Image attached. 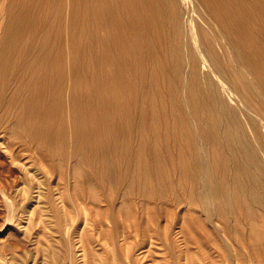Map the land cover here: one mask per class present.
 <instances>
[{
  "label": "bare ground",
  "instance_id": "1",
  "mask_svg": "<svg viewBox=\"0 0 264 264\" xmlns=\"http://www.w3.org/2000/svg\"><path fill=\"white\" fill-rule=\"evenodd\" d=\"M0 137L114 241L264 264V0H0Z\"/></svg>",
  "mask_w": 264,
  "mask_h": 264
},
{
  "label": "rangeland",
  "instance_id": "2",
  "mask_svg": "<svg viewBox=\"0 0 264 264\" xmlns=\"http://www.w3.org/2000/svg\"><path fill=\"white\" fill-rule=\"evenodd\" d=\"M7 145L0 137V264H168L162 244L134 249L104 236L85 205L68 211L43 165Z\"/></svg>",
  "mask_w": 264,
  "mask_h": 264
}]
</instances>
